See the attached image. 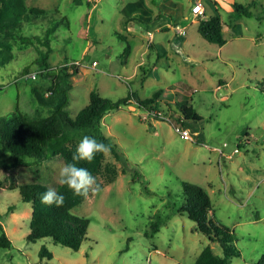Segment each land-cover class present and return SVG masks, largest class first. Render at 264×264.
<instances>
[{"label":"rangeland","instance_id":"1","mask_svg":"<svg viewBox=\"0 0 264 264\" xmlns=\"http://www.w3.org/2000/svg\"><path fill=\"white\" fill-rule=\"evenodd\" d=\"M217 1L25 0L28 9L44 14L10 25L17 35L0 33V117L12 116L16 109L31 118L49 114L34 91L46 95L45 82L52 77L21 76L24 70L38 71L36 60L49 53L47 63L54 72L78 63L68 89L71 116L89 103L94 90L112 102L130 93L162 105L189 99L202 119L184 129L167 114L147 115L134 99L106 113L103 132L111 151L102 154L95 169L80 161L100 190L90 191L72 210L89 220L88 240L78 251L49 239H26L32 206L20 200L19 187L34 181L37 170L57 176L61 160L8 155L0 164V224L12 246L0 248V264H193L210 242L185 213H178L181 181L203 187L217 221L231 230V245L239 255L229 264H257L264 253V94L259 89L264 78V0H229L245 6L255 2L250 7L254 14L247 18H238ZM197 2L204 6V19L214 14L215 6L228 26L223 46L198 34L199 17H190ZM156 15L172 28L149 30L151 39L139 21L152 22ZM119 35L131 44L128 57ZM80 140L67 145L73 153ZM156 218L162 223L151 238ZM211 245L221 253L218 245ZM43 246L50 258L39 256Z\"/></svg>","mask_w":264,"mask_h":264},{"label":"trees","instance_id":"2","mask_svg":"<svg viewBox=\"0 0 264 264\" xmlns=\"http://www.w3.org/2000/svg\"><path fill=\"white\" fill-rule=\"evenodd\" d=\"M88 1L90 2V0ZM254 3L252 2L245 6L235 1H217V5L220 4L224 8L226 6L230 7L231 11H229L238 18L252 17L254 12L250 10V7ZM213 10L214 14L207 19L198 16L197 32L206 41L223 46L226 43L224 31L228 29V26L220 18L215 6H213ZM43 14L44 10L42 9H28L25 0H0V33L15 35L17 28H10V25H16L26 20L28 22L30 20L36 21ZM190 17L194 18L192 11ZM162 18H164L162 15H158L157 19L153 21L157 22ZM256 18L259 20L258 16ZM139 23L146 30L151 25H154V23L145 21H139ZM19 37L22 39L21 36ZM119 37L122 42H125L123 55L128 57L131 46L126 41V36L119 35ZM179 39L184 40V38ZM150 49L157 51L155 44H150ZM48 57L49 53H41L38 60H36L41 67L38 76L40 75L44 79L52 77L49 83L45 82V88L49 91L47 92L48 96L34 91V97L41 105L48 108L49 114L31 118L27 113L16 109L12 116L0 117V164L4 163L8 155L23 159L56 157L61 160L63 165L73 163L71 159L73 151L67 145L72 140L82 139L84 135L94 137L97 141L113 147L109 137H106L103 132L102 118L110 110L119 109L122 105L131 103L132 99H134V104L147 115L155 116V111L167 114L175 125L184 129H187V123L192 121L200 122L202 119L189 99L177 103L174 102V104L165 103L164 105L168 107L166 108L160 101H155L154 98H139L134 93L112 102L94 90L89 94V103L75 116H71L69 109L66 108L69 103L68 89L72 84V77L79 72V66L72 63L71 66L57 67L58 72H54L52 71V65L47 63ZM138 67L140 70L144 68L142 64ZM69 69L71 73L64 72ZM27 73H29L28 70H24L21 76H25ZM54 77L59 80V83H56ZM259 85L263 87L259 89L264 94V78ZM196 135L197 137L200 136L199 133H196ZM237 148L240 150L241 145L239 144ZM101 156L102 153L95 155L91 161L92 168L95 169L97 167ZM120 157L122 160L124 159L121 155ZM123 162H126V160L124 159ZM76 166L86 168L80 161ZM86 169L89 170V168ZM36 174L34 181L19 187L20 200L30 203L32 206V220L30 233L26 238L27 241L33 243L37 240L49 239L62 247L78 251L82 244L88 240L89 220L74 215L72 210L78 207L85 197L74 195L67 186L58 184V174L57 176H51L39 170L36 171ZM180 185L182 203L178 213H185L194 223L196 231L205 236L210 242L201 250L193 264H229L232 258L239 255V251L231 245L233 239L231 230L217 221L207 191L203 187L189 181H181ZM49 188L55 189L58 194H62L65 197L62 206L57 207L55 204L45 205L41 203V194ZM156 219L158 220L151 222L152 231L148 233L151 238L159 231L162 223L161 219ZM211 244L218 245L221 253H216ZM11 246V238L7 236L2 224H0V248L8 249ZM48 254L44 246L39 251L41 258L45 256L50 258ZM257 264H264V253Z\"/></svg>","mask_w":264,"mask_h":264},{"label":"clouds","instance_id":"3","mask_svg":"<svg viewBox=\"0 0 264 264\" xmlns=\"http://www.w3.org/2000/svg\"><path fill=\"white\" fill-rule=\"evenodd\" d=\"M110 146L97 141L94 137L84 135L78 142L75 152L72 154L73 163H66L58 169L57 183L67 186L74 195L87 197L89 192L96 193L100 190L96 179L83 167H77L79 161L91 162L97 153L108 154ZM42 204L57 207L64 204L65 197L58 194L53 188H49L40 196Z\"/></svg>","mask_w":264,"mask_h":264},{"label":"built area","instance_id":"4","mask_svg":"<svg viewBox=\"0 0 264 264\" xmlns=\"http://www.w3.org/2000/svg\"><path fill=\"white\" fill-rule=\"evenodd\" d=\"M204 6L201 2H197L196 5L194 6L193 8V12L195 15L197 16H203V13H204ZM175 30L178 32V35H183L184 34V29L181 28L180 26L176 25L174 26ZM147 34L150 36V38L152 39V34L150 32H147ZM75 64V63H74ZM94 65H96V63L94 62L93 63ZM76 65H78V63H76ZM39 70L38 71H32L30 73H27V75H25V79L26 80H36L37 77H38V74H39ZM46 96H48V93L46 94ZM190 136H191V133L190 131L188 130ZM187 132V135L189 136ZM192 137V136H191Z\"/></svg>","mask_w":264,"mask_h":264},{"label":"crops","instance_id":"5","mask_svg":"<svg viewBox=\"0 0 264 264\" xmlns=\"http://www.w3.org/2000/svg\"><path fill=\"white\" fill-rule=\"evenodd\" d=\"M157 16L158 15H156L154 17V19H157ZM148 23H152V24L154 23L153 26L151 25V27H148V29H147V30H151L152 29L151 30L152 32H154V31L161 32L160 29L161 30H164L165 29L163 27L169 28V26H170V28H172V26L170 25V22L165 17L162 18L161 20L157 21V22H154V21L151 22V21H149ZM147 32H150V31H147ZM152 32H150V33L152 34V37H153V33ZM166 36H168V34H166ZM126 41L128 42L127 37H126ZM128 43L130 44V42H128ZM130 46H131V44H130Z\"/></svg>","mask_w":264,"mask_h":264}]
</instances>
